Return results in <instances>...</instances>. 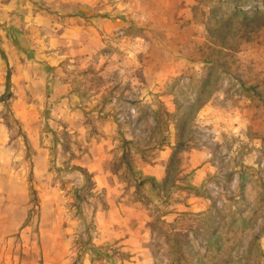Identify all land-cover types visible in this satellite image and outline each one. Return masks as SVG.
Returning a JSON list of instances; mask_svg holds the SVG:
<instances>
[{"label":"rangeland","instance_id":"374dc122","mask_svg":"<svg viewBox=\"0 0 264 264\" xmlns=\"http://www.w3.org/2000/svg\"><path fill=\"white\" fill-rule=\"evenodd\" d=\"M101 1L111 32L65 59L77 110L11 80L0 102V264H264V0Z\"/></svg>","mask_w":264,"mask_h":264},{"label":"crops","instance_id":"0c3cea01","mask_svg":"<svg viewBox=\"0 0 264 264\" xmlns=\"http://www.w3.org/2000/svg\"><path fill=\"white\" fill-rule=\"evenodd\" d=\"M118 2H115L116 7H122L121 2ZM50 6L54 11L47 10ZM107 6L110 5L101 0H0V59L5 66L0 93L5 90L6 79L9 84L10 80L14 83L20 81L19 87L23 92L17 96L20 100L47 98V110H56L61 106L77 110L74 102L77 97L62 76L65 71V59L73 54H82L83 58L87 59L85 54L91 51L93 37L96 34L111 32L113 24L106 18L107 12L110 11L106 9ZM102 8L104 11L101 13ZM29 34H51V37L47 41L44 37L41 41L36 39L38 42L30 44ZM28 88L34 89L33 93L26 94L25 89ZM13 93L11 89L9 98L14 97ZM69 113L68 111L67 115ZM32 130L29 143L36 151L32 156L35 163L34 173L38 178L49 179L51 173L43 166L47 155L45 148L39 145L41 138L38 140L36 130ZM80 169L85 173L93 171L80 166L72 168L79 170L84 176ZM100 173L110 180L100 186L106 189L105 196L110 206L107 212L118 213L122 206L118 201L117 173L111 172L107 166L97 174ZM145 174L153 179L164 178L163 165L147 164ZM3 191L7 193L10 190ZM43 191L52 190H38Z\"/></svg>","mask_w":264,"mask_h":264},{"label":"trees","instance_id":"16d2710c","mask_svg":"<svg viewBox=\"0 0 264 264\" xmlns=\"http://www.w3.org/2000/svg\"><path fill=\"white\" fill-rule=\"evenodd\" d=\"M9 92H10V84H9V81L8 79H6V83H5V90L4 92L0 95V102L2 103H7V100L9 98ZM182 145V143H178L177 144V149L180 148ZM80 171L84 174V176L86 177L87 176V173H85L83 170L80 169ZM144 182H148L152 187H155L156 186V182L154 181L153 178H144L142 180H139L138 181V185L139 184H142Z\"/></svg>","mask_w":264,"mask_h":264}]
</instances>
